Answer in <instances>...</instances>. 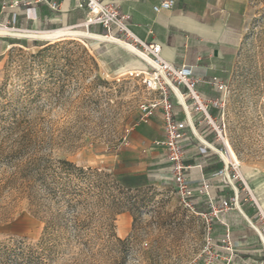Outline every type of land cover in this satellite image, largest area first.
I'll return each mask as SVG.
<instances>
[{
    "label": "rangeland",
    "instance_id": "obj_1",
    "mask_svg": "<svg viewBox=\"0 0 264 264\" xmlns=\"http://www.w3.org/2000/svg\"><path fill=\"white\" fill-rule=\"evenodd\" d=\"M19 40L33 39L0 36V264H203L210 216L186 211L161 181L165 152L129 142L140 104L159 99L145 74L124 70L136 56L123 49L121 60L106 43L100 64L86 37ZM220 60L223 90L209 106L217 146L236 155L239 208L261 228L264 0H249L244 31ZM116 173L131 175L129 190Z\"/></svg>",
    "mask_w": 264,
    "mask_h": 264
},
{
    "label": "crops",
    "instance_id": "obj_2",
    "mask_svg": "<svg viewBox=\"0 0 264 264\" xmlns=\"http://www.w3.org/2000/svg\"><path fill=\"white\" fill-rule=\"evenodd\" d=\"M79 1L0 0V26L17 31L35 32L80 28L92 34L130 41L125 39L114 25L109 30L100 25H90L85 29L81 24L86 12L77 7ZM100 1L114 6L119 16L125 17L130 31L140 41L146 44H159L164 60L175 65L187 61L188 65L193 67L198 80L196 88L199 94L205 99L215 100L220 92L216 88L218 82L214 80L216 68L220 66L222 55L236 45L244 31L249 0H174L175 4L171 9L159 13L153 11V6L161 0ZM52 2L57 3V9L50 8ZM89 39L93 41L90 45L100 64H103L109 50L106 43L116 48L115 53L121 60L123 49L135 55L117 43ZM37 40L39 39L19 40V43L27 48H37L41 46L36 43ZM137 47L140 48L139 45ZM4 50L5 47L0 53ZM126 61L124 70L128 68L139 70L144 65L137 56L135 60ZM176 94L177 97L171 96V101L177 118L186 121V137L182 141L184 175L188 185L195 192L192 198L194 212L210 216V200L218 204L231 194L230 187L224 184L217 174L223 165L217 152V149H221L217 146L219 139L214 129L202 119L201 114L194 111L184 89L176 91ZM132 130L129 139L131 146L143 151L165 152L162 148L152 146L154 140L164 136L160 107L155 110L149 124L136 123ZM166 162L168 174L163 176L161 181L172 185L169 180L167 158ZM202 181L209 184L208 196L197 193ZM210 218L212 246L219 255L214 264H264V239L254 230L253 215L247 216L241 209L232 208L221 212L217 218L211 216ZM227 231L230 233V250L226 249V244L221 243ZM204 257L207 258V255Z\"/></svg>",
    "mask_w": 264,
    "mask_h": 264
},
{
    "label": "built area",
    "instance_id": "obj_3",
    "mask_svg": "<svg viewBox=\"0 0 264 264\" xmlns=\"http://www.w3.org/2000/svg\"><path fill=\"white\" fill-rule=\"evenodd\" d=\"M175 4L174 0H161L153 6V11L159 13L162 10H169ZM51 9H57L58 5L55 2L50 3ZM77 7L86 12L82 26L87 29L90 25H100L109 30L112 25L116 26L119 32L125 39L131 41L130 44L137 47L145 53L152 61L149 64L150 70L142 71L137 70V74H145L143 83L145 88L149 91L156 92L159 99L151 102H143L139 106L140 118L139 121L146 124L154 116L155 110L160 107L162 112V127L164 136L161 139H156L152 142V146L162 148L166 153V158L169 163L170 175L169 180L178 197L180 205L186 210L194 212V204L192 201L195 192L190 188L184 175L185 166L183 163V148L182 141L186 137L185 127L186 121L179 120L173 110L171 96L177 97L175 89L179 92L184 89L188 98L191 100L194 111L201 114L202 119L212 126L218 138H221V131L215 125L213 118L209 113V106H218L217 100L205 99L197 91V83L193 71V67L184 61L181 65H175L172 62L164 60L161 56V46L156 43L146 44L140 41L130 31L125 22V17H120L117 9L111 4H106L100 0H80ZM136 72V71H135ZM216 88L219 91L223 90L221 84L216 83ZM125 140V139H124ZM228 146L224 145L220 151L226 153ZM218 152V151H217ZM222 159L220 153L218 152ZM223 165L218 170L217 174L221 177L224 184L233 189V192L222 199L218 204L212 200L209 203L210 216L217 218L221 212L227 211L232 208H239L240 198L239 191L234 186L233 182L242 180L239 174V163L235 159H230L225 162L222 159ZM209 184L202 181L197 193L199 195L208 196ZM262 220L261 228L254 226L257 234L264 239V215L260 213ZM210 226H208V236L206 240V254L207 259L205 264H214L219 255L212 246V239L210 236ZM230 233L227 231L221 239L222 244H226V249L230 250L229 246Z\"/></svg>",
    "mask_w": 264,
    "mask_h": 264
},
{
    "label": "bare ground",
    "instance_id": "obj_4",
    "mask_svg": "<svg viewBox=\"0 0 264 264\" xmlns=\"http://www.w3.org/2000/svg\"><path fill=\"white\" fill-rule=\"evenodd\" d=\"M0 36L31 38V39H39V40H58V39H63L67 36L95 38V39L106 40V41L117 43L121 45L122 47H124L125 49H127L128 51H130L131 53L135 54L140 59V61H142V63L144 64L143 67L140 68L144 71L146 70V66L152 63L151 59L145 53L137 49L134 45L126 42L125 40L113 38L110 36L92 34L90 32L79 30V29L61 28V29H55L51 31L35 32V31H17V30H13L10 28L0 27ZM175 91H178V90L175 89ZM217 151L220 153L222 159L225 162L229 161L230 159H235L236 161H238L236 158V155L234 154L233 150L230 148L229 145H228V150L226 153H224L223 151H220L219 149H217Z\"/></svg>",
    "mask_w": 264,
    "mask_h": 264
},
{
    "label": "trees",
    "instance_id": "obj_5",
    "mask_svg": "<svg viewBox=\"0 0 264 264\" xmlns=\"http://www.w3.org/2000/svg\"><path fill=\"white\" fill-rule=\"evenodd\" d=\"M61 164H63L62 169H64L65 171H68V173L70 171H77V172H84L82 168L79 167H75V165H73L72 163L68 162V161H62ZM115 179L120 182V184L124 185L128 190L130 189V187L133 185V182L131 180V175L128 173H116L115 174ZM241 200V199H240ZM47 230V229H46Z\"/></svg>",
    "mask_w": 264,
    "mask_h": 264
}]
</instances>
